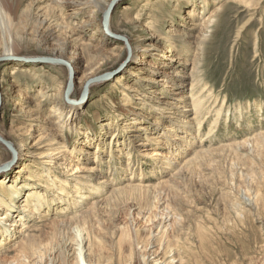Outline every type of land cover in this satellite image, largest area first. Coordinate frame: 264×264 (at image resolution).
<instances>
[{
  "label": "rangeland",
  "instance_id": "1",
  "mask_svg": "<svg viewBox=\"0 0 264 264\" xmlns=\"http://www.w3.org/2000/svg\"><path fill=\"white\" fill-rule=\"evenodd\" d=\"M11 1H21L20 42L14 56L0 60V135L24 147L0 170V228L12 235L5 241L0 232V262L21 259L20 243L28 264H37L34 250L71 241L78 226L88 238L89 264H264V0H118L106 29L100 13L91 27H77L85 10L69 27L84 42L102 27L108 43L94 36V58L79 50L72 56L79 66L72 68L71 99L82 95L85 77L123 66L71 102L83 106L69 130L50 112L63 99L52 97L68 70L46 62L54 59L53 44L38 47L35 37L55 25L41 28L35 14L51 16L53 7L49 0L35 7L32 0ZM116 36L138 47V64L124 63L126 46ZM200 37H206L202 45ZM191 99L200 100L199 113L185 109ZM15 115L49 123L55 140L36 129L26 134ZM187 124L194 134L199 130L180 157L174 142ZM200 150L212 154L196 159ZM165 155L176 164L167 165ZM11 161L0 144V169ZM75 167L95 170L81 179ZM101 178L107 186H97ZM95 201L101 205L82 214ZM26 205L36 208L35 216ZM161 220L168 227L159 230Z\"/></svg>",
  "mask_w": 264,
  "mask_h": 264
},
{
  "label": "bare ground",
  "instance_id": "2",
  "mask_svg": "<svg viewBox=\"0 0 264 264\" xmlns=\"http://www.w3.org/2000/svg\"><path fill=\"white\" fill-rule=\"evenodd\" d=\"M49 1L53 7V9L51 8L53 14L51 13L52 15L49 16L45 12L42 14L38 13V14H35L36 15L35 19H36V21L39 22V25L41 26V28L44 26H48L50 24V21H54L55 25H54V27H52L50 29H46V31H44L43 29H41V30L38 29V31L36 32V36H35V37H38V40H39L37 46L38 47H41V46L46 47L49 43H52L53 45H52V48L50 51L52 53L51 57L54 58L55 61L66 62L70 66L71 69L77 68L79 66V62H77V60L74 57H72V56H74V54H76L75 52H77V50H79L80 53L83 52L84 54H86L87 57L89 55L91 56L92 54H91L90 50L91 49L93 50V48L97 50L99 48V45H97L96 47L92 45V43H91L92 37L97 36V37L101 38V41L103 42V44L108 43V40H107L108 38L106 37L105 33L103 32L104 30H102V27H98V29L96 30L94 35L91 38H89V40L87 42H84L82 40V38L79 37V35L76 33L77 29H71L69 27V22H72L73 19H76L77 17L82 16V13L85 10L89 9L90 10L89 15L85 14L83 19L81 20L80 24L77 25V27H79V28H82L85 26L91 27L94 24V19L96 18L97 14L100 13V14L104 15L109 4H110V2H112V0H49ZM185 1H187L186 3H189V0H185ZM205 3H207V1ZM40 5L41 4H40L39 0H32V6L33 7L40 6ZM69 5H71L70 6L71 8L69 9V12L65 15L66 17H60V15H59L60 11L64 10V8L66 6H69ZM20 7H21V1L14 3L11 0H0V38H2V45H3L2 46L3 48L0 51V59L1 60H4V59L7 60V59H9L10 56H14L15 54H14V51L12 48L18 42H20V38L16 37L18 35H17V31L15 30V28H16L15 25H16V21L18 19ZM191 9H192V11H190L191 13L189 15H190V17H194L195 11L193 10L192 6H191ZM32 17H34V16H32ZM101 23H102V20H101ZM209 24H210V22H209ZM151 28L154 29L155 24L153 26H151ZM63 31L67 32L66 36L67 35L68 36L67 37L65 36L66 38L61 37V34L63 33ZM108 31L112 34L110 26L108 28ZM200 38H202L201 39V45H202V44H204L206 37H200ZM122 42L124 43V45L125 44L128 45V47L126 48L127 59L124 63L127 64V62H128V63L132 64L134 62V64H138L137 60L135 58L138 47H137V49H136V47L131 48L129 46V41H128L127 37H125V38L123 37ZM141 49H143V48H141ZM67 55H69V56L66 57ZM91 57H93V56H91ZM93 58H92L91 62H93ZM127 60H129V61H127ZM33 66H35V65H33ZM71 77H72V75H71ZM93 78H95L94 75L93 76L91 75L90 78L85 77L84 84ZM71 82H72L71 89H70V92L67 96V101L66 100L64 101V99H62L59 102H56V105L59 106V108L55 109L54 107H51V110H50V112H53V113L58 112L57 118L59 119V123L62 125L61 127H65L67 130L71 129L70 125L74 126L75 118L79 117V113L81 112L82 106H83V104H81V103L76 105V104H73L71 102L75 101V103H76L77 101H79L78 100L79 98H82V96H84L82 93V95H80L76 99H71V97L74 94L75 87H76L75 86V79L73 77H72ZM96 84L97 83H95V82L88 84V86H87L88 91L87 92H89V90L93 86H95ZM66 85H67V82L64 85L63 89H60V91H58L52 98L57 99L59 97L60 98L63 97L64 96L63 92L66 88ZM183 98H186V97H183ZM195 100L191 99L190 102L187 105H185L184 107H185V109L188 107H193L195 109L194 113L196 114V113L200 112L199 107L201 106V103H199L200 100H197V99H195ZM57 106H55V107H57ZM63 106L65 108L62 111L61 109ZM73 106H75V107H73ZM180 108H181V106H180ZM158 110H160V109H158ZM163 110H166V109H162V111ZM26 112L28 113L29 111H26ZM188 113H190V110ZM186 115H187V113L184 114V116H186ZM15 118H17V119H14L15 122L19 121V122H22L23 124H26L25 127L18 128L20 130L22 129V130L26 131V134H30V131L32 129L33 130L36 129V132H38V133L42 132V134H44L43 137H50L53 140H55V136H54L55 134L53 133L54 130L49 125V123L45 124V122L44 123L41 122L40 120H38V117H35L33 115L23 116L21 118L16 116ZM15 122H14V124H15ZM184 122L185 121H181L180 124H183ZM188 125L189 124L180 125L179 128H177V130H179V129H181V130H179L180 132L178 133V135H176L179 139L178 142L175 141L174 143H175L176 148H177L175 150H176V152H178V156H180V157L182 156L183 153H185L183 151L185 149H187L186 146H184V143L188 142V139L192 140V138L194 137L193 136L194 133L192 132V128L191 127L187 128ZM101 126L105 127L106 125L101 124ZM194 128L195 127H193V129ZM198 128L199 127L194 129L196 131V133L199 130ZM12 131H15V129H13ZM174 131H176V129H174L173 132ZM196 133L194 135H196ZM113 135H115V134H113ZM1 137H2V135H0V138ZM9 143H10V148H11L10 152L12 154V161L9 162L8 164L4 165L0 170H4V169L9 168L15 162V160H17L15 158H18L19 154L17 152L15 153L16 148L19 151V153H21L20 149H22L24 147V145H19L18 147H16L12 142H9ZM191 143L194 144L193 141ZM182 148H183V151H182ZM55 150H57V149H54L52 151L54 152ZM96 150L100 151V149H98L97 147H96ZM53 152L48 154L49 156L47 158L50 159L49 160L50 164H47V168L52 167L51 162H52V160H53L52 158L54 156ZM173 152H174V149H173ZM210 154H212V153L200 150L199 152H197L195 154L196 155L195 157H196V159L201 158V157L205 158V157H208ZM154 155L156 156L157 153H154ZM164 158L169 161V163L167 164L169 166H170V164H176V162H177L175 156L165 155ZM193 161H194V159L192 158L190 160H187L185 162V164L189 165ZM93 169L95 170V168H92L90 170V172H85L86 169H80V168L75 167L73 172L75 174H79V175L83 174L84 172L87 174V173H92ZM47 171H50V170H47ZM88 177H91V176H88ZM80 178L84 179V176L80 175ZM26 180H30V179L27 178ZM0 184H2V182ZM80 184H81V182H80ZM83 185H85V184H83ZM107 185H108V182L106 180H103V178H101L97 182V186L102 187V186H107ZM136 188H142V186L137 185ZM13 193H14V195H17L18 189L15 188ZM36 198H37V201L39 203L42 202L40 199V195H36ZM99 201H95L94 203L90 204L88 210H85L82 214L91 213V210L93 211L97 207V205L98 206L101 205L99 203ZM6 207H8V209L11 208V206H9V205H7ZM27 207H28L27 205L23 207L24 211L27 212L29 215L35 216L36 215V213H35L36 208L35 209H28ZM167 217H169V216H167ZM167 217H165L164 220ZM3 220H5L7 222L8 218H6L4 216ZM163 221L161 220V222L158 225L159 230L161 228H167L168 227V225L165 227H162L164 224ZM10 223H12V222H10ZM11 226H13V225H11ZM28 228L29 227H26L25 229H28ZM66 228H68V227H66ZM2 231L3 230L1 229L0 232L2 233ZM6 232H7L6 230L3 231L4 234H6ZM132 232H133L132 233L133 239H135L137 237V232L136 231H132ZM22 233H23V231H20V234H22ZM72 234H73V239H71V241H68V242L63 241V242H60L59 244L57 243L58 245L56 244L57 246H55L54 248L51 247L49 249V251L42 252L39 249V251L37 252L34 250V252H35L34 256L38 261L37 264L45 263L44 261L46 260V258H47L48 264H89V262H88L89 261V259H88L89 258L88 257V255H89L88 254V245L86 246V244L88 242V238L86 236V233L84 232V230H81L78 226H76V227H74ZM163 234H165V231L163 232ZM128 235H130V234H128ZM4 238H5V241H10L12 239V235L6 234V236ZM159 246H160V244H159ZM18 248L21 250L20 251V254L22 255L21 259H26L27 260L26 263L28 264L29 260L27 258L26 253L22 252V250H23L22 244L19 243ZM164 249L165 248H163V250ZM155 254H157V253H155ZM21 259L17 258V260H12L10 262H8V260H9L8 259L5 261H1L0 264H19Z\"/></svg>",
  "mask_w": 264,
  "mask_h": 264
},
{
  "label": "water",
  "instance_id": "3",
  "mask_svg": "<svg viewBox=\"0 0 264 264\" xmlns=\"http://www.w3.org/2000/svg\"><path fill=\"white\" fill-rule=\"evenodd\" d=\"M117 1H118V0H112V2H110V4H109V6H108V8H107V10H106V12H105V14H104L103 17H102V25H103L104 29H106V27H107V24H108V21H109V18H110V14L112 13V10H113L114 6L116 5ZM116 38H118V39H120V40L123 41V37L116 36ZM125 46H126V48L128 47L127 44H125ZM0 60H1V59H0ZM45 61H46V62H51V63L62 64V65H64V66L67 68V70H68V81H67L66 88H65V90H64V92H63V94H64L63 99H65V100L67 101V96H68V94H69V92H70L71 84H72V82H71V80H72V77H71V75H72V69H71L70 66H69L66 62H64V61H55L54 59H47V60H45ZM122 66H123V65H121V66H120L116 71H114V72L106 73V74H103V75H101V76H97V77L91 79L90 81H87V82L84 84L83 89H82V93H83V95L85 96V95L87 94V91H88V90H87V86H88V84H90V83H92V82L99 83V82H104V81L109 80L110 78H112V77L116 74V72H118V71L122 68ZM0 143H1L5 148H7L8 150L10 149L9 151H11L10 144H9L8 142H6V141H4L3 139L0 138Z\"/></svg>",
  "mask_w": 264,
  "mask_h": 264
}]
</instances>
